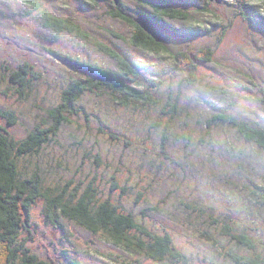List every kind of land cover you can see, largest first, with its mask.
<instances>
[{
    "label": "rangeland",
    "instance_id": "374dc122",
    "mask_svg": "<svg viewBox=\"0 0 264 264\" xmlns=\"http://www.w3.org/2000/svg\"><path fill=\"white\" fill-rule=\"evenodd\" d=\"M151 4L0 0V112L15 117L8 125L0 115V126L16 141L45 127L47 110L60 104L66 87L81 78L91 80L79 66L118 69L99 47L104 45L137 65L128 83L157 97V104L126 107L108 89L85 90L73 103L78 115L70 116L71 122L62 125L38 156L20 159V166H38L45 187L68 192L95 177V186L118 199L137 220H145L157 233L167 232L185 258L181 263L142 258L140 264H235L223 252L251 255L220 234L223 223L232 226L233 234L243 233L264 256V199L259 196L264 194V152L228 126L211 130L212 139L206 138V122L224 111L264 129V0H168L166 6L182 13L179 18L162 15L160 21L162 36L168 37L161 44L169 54L193 57L210 49L208 58L194 61L191 71L178 70L163 51L135 47V27L111 15L116 9L131 18L141 12L158 14ZM44 13L72 19L84 37L48 27ZM24 65L29 70L21 88L10 74ZM182 125L190 128V144L179 140ZM112 176L119 188H111ZM120 187L129 190L123 195ZM29 213L37 238L25 243L38 259L54 264H69L68 258L77 264L127 261L121 248L60 212L50 218L42 199Z\"/></svg>",
    "mask_w": 264,
    "mask_h": 264
},
{
    "label": "trees",
    "instance_id": "16d2710c",
    "mask_svg": "<svg viewBox=\"0 0 264 264\" xmlns=\"http://www.w3.org/2000/svg\"><path fill=\"white\" fill-rule=\"evenodd\" d=\"M154 1L155 3L151 5L160 14L141 12L137 17H150L160 24V21L163 20L162 15L169 18L182 16L181 11L166 6L165 3L168 0ZM239 1L248 3L249 0ZM112 2L114 5H118L119 0L117 4L114 0ZM34 8L38 10L40 5L34 4ZM43 15L48 27L58 31L74 32L76 35L84 37L85 33L72 19L61 20L46 13ZM111 15L128 21L135 27V33L132 36V44L135 47L155 53L165 52L172 58L178 70L191 71L192 68H195L194 61H203V58H208L210 54V49L206 48L193 54V57L190 54L179 52L171 55L161 43L153 40L148 33L141 29L134 22V18L124 15L119 9L111 12ZM99 47L115 59L118 66L116 71L101 69L89 64L79 66L82 67L80 69L82 72L91 76V80L81 78V80L72 81L63 92L60 104L47 110L49 118L47 125L36 127L21 140H14L9 131L0 126V264H54L52 261L38 259L37 255L25 243L37 238L31 226L29 209L41 199L46 204L50 218L60 212L65 218L90 234L99 235L107 242L121 248L127 257L124 264H140L142 258L158 263L185 262L184 255L175 247L167 232L157 233L145 224V220H137L134 214L128 211L118 199L111 197L110 194H105L95 186V177L85 186H81L80 182L77 183L72 191L68 192L67 188L61 190L59 187L54 189L49 186L45 187L38 166H34L30 170L19 164V160L24 159L25 156H38L40 150L58 135L62 125L71 122L70 116L78 115V110L74 109L73 103L81 97L85 90L108 89L111 94L116 96V102L126 107L138 103H148L152 106L157 104V97L128 83L130 76H135L137 73V65L134 62L131 60L127 62L120 58L118 53L111 52L104 45H99ZM28 70L27 65L19 67L11 72L10 80L21 88L24 87L26 85L25 75ZM262 96L264 98L263 92ZM0 115L6 117L8 125L15 123L12 113L2 111ZM227 126L235 129L246 143L256 145L264 152V129L235 119L227 115L226 111L212 115L206 122V138L212 139L211 130ZM180 131L179 140L186 145L190 144L189 126L182 125ZM112 137L114 136L112 135ZM200 145L207 147V144L202 141ZM162 146L161 143L160 147L162 148ZM209 161L214 162L211 159ZM99 163L100 159L97 158L96 164ZM111 184V188H119L114 176H112ZM128 190L127 187H120V192L123 195ZM259 196L264 199V194H259ZM232 229L231 225L223 223L220 234L232 239L238 248L251 255L237 256L236 253L229 251L223 252L222 255L232 259L235 264H264V256L256 251L252 241L243 233L233 234ZM24 231L28 233L27 237H19ZM204 236L207 237V240L216 242L210 233H204ZM68 263L77 264L69 258Z\"/></svg>",
    "mask_w": 264,
    "mask_h": 264
},
{
    "label": "water",
    "instance_id": "95a60500",
    "mask_svg": "<svg viewBox=\"0 0 264 264\" xmlns=\"http://www.w3.org/2000/svg\"><path fill=\"white\" fill-rule=\"evenodd\" d=\"M118 0H114V2L117 4ZM152 3H155L154 0H148ZM210 1H217V0H210ZM134 22L143 29L146 33L151 36L153 40H155L158 43H162L165 39L167 40L168 37L163 38V31L164 28L154 19L146 16H139L133 19Z\"/></svg>",
    "mask_w": 264,
    "mask_h": 264
}]
</instances>
